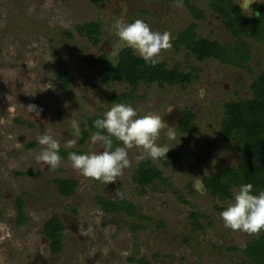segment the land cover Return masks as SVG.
<instances>
[{
	"label": "rangeland",
	"instance_id": "1",
	"mask_svg": "<svg viewBox=\"0 0 264 264\" xmlns=\"http://www.w3.org/2000/svg\"><path fill=\"white\" fill-rule=\"evenodd\" d=\"M209 2L192 1L206 16L197 22L180 0H104L97 4L92 0H0V224L11 232L10 237L0 233V264H141V260L148 264H250L239 249L260 233L226 228L216 207L227 208L234 198L223 201L210 195L203 178L241 161L225 149L219 128L225 104L252 97L250 87L264 68V40L248 42L253 54L250 73L216 60L200 63L185 48L162 52L160 63L184 72L195 69L198 76L185 90L138 89L139 99L133 106L138 116L155 113L174 127V139L168 138L165 128L157 140L158 145L170 148L166 158L154 160L133 147L128 150L131 166L110 184L83 176L69 160L61 159V166L52 169L35 159L42 148L37 137L46 131L59 140L60 149L84 150L89 155L104 150L91 137L82 147L78 141L85 117L104 116L114 105L107 97L127 90L122 82L107 87L96 77V61L103 53L116 59L127 47L115 35L117 19L126 23L141 19L152 31L171 33V42L194 21L200 38L232 42ZM235 2L249 15L264 4V0ZM90 22L102 24L97 47L75 31L76 26ZM65 32H72L73 38L68 39ZM58 71L74 80L66 93L60 91L54 76ZM29 105H35L39 115ZM183 110L195 114V134L178 133ZM73 121L78 122L79 137ZM70 139L77 140L71 148L66 147ZM141 155L145 158L139 159ZM143 160L162 169L168 180L167 184L156 181L144 194L132 180ZM60 178L77 182L75 196L59 195L54 181ZM100 196L125 199L138 208L139 215L151 220L105 214L96 205L95 198ZM18 198L23 199L27 217L22 226L17 225ZM196 211L209 217L201 220L204 230L192 225L190 215ZM55 215L64 226L59 255L51 251L43 232ZM131 223L137 225L136 231L131 230ZM81 226L87 235L81 234ZM125 251L130 255L123 256Z\"/></svg>",
	"mask_w": 264,
	"mask_h": 264
},
{
	"label": "trees",
	"instance_id": "2",
	"mask_svg": "<svg viewBox=\"0 0 264 264\" xmlns=\"http://www.w3.org/2000/svg\"><path fill=\"white\" fill-rule=\"evenodd\" d=\"M102 1L104 0H92V3L97 4ZM180 1L194 21H205V12L195 6L192 3L193 0ZM209 7L222 20L232 42L221 43L217 40L200 38L197 33L198 23L193 21L179 33L175 41L171 42L172 48L176 51L185 48L200 63L216 60L223 65L250 73V62L253 54L248 42L264 40V4L255 8L252 15L245 13L235 0H210ZM75 31L78 36L86 38L94 47L99 46L102 35L101 22L78 25L75 27ZM64 36L68 39L73 38L72 32H65ZM96 65L98 66L96 77L103 85L109 87L122 82L127 88L126 92L119 96L107 97V101L114 104H130L132 107L139 99L136 96L138 89L142 86L146 88L157 86L161 89L181 87L185 90L198 79L195 69L184 72L178 66L169 68L166 63L158 62L152 65L145 62L141 56L136 54L134 49L129 47L122 49L116 59H112L108 54L103 53L96 61ZM54 76L62 93L68 92L73 86L74 80L68 73L58 71L55 72ZM250 90L251 98H239L236 102L225 104L224 116L219 128V136L225 149L239 155L240 163L235 167L222 169L217 174L203 178L205 190L223 201L233 199V190L239 189L241 185L247 183L253 184L252 194L254 195L264 191V68L254 79ZM102 118H104L103 115L93 118L85 117L78 146L82 147L86 144L91 135L97 131L94 127V121ZM177 131L182 135L195 134L198 131L195 114L189 110H183ZM102 134L107 135L106 130H103ZM121 145L122 142L113 137L112 150ZM70 152L85 154L84 150L60 149L59 155L61 159L68 160ZM164 165L168 166L170 163L164 162ZM132 180L139 186L143 194L146 188L154 186L156 181L168 183L163 170L149 160H143L137 166ZM54 184L59 195L65 198L75 196L78 188L77 182L71 179H56ZM1 196L0 190V198ZM95 199L96 205L105 214L122 213L130 219L151 220L147 216L139 215L138 208L125 199L114 201L102 196ZM185 203L189 204L188 202ZM17 207V225L22 226L27 221L22 198L17 199ZM216 209L222 212L227 208L216 207ZM190 218L193 227L199 230L205 229L201 220L209 219L207 215L198 211L192 212ZM136 226L135 223H131V230L136 231ZM43 232L50 241L51 251L56 255L61 254L64 226L58 216L55 215L48 220ZM239 250L244 255V261L250 264H264V230L260 232L257 238L248 242L243 250ZM139 263L148 264L145 260H141Z\"/></svg>",
	"mask_w": 264,
	"mask_h": 264
},
{
	"label": "clouds",
	"instance_id": "3",
	"mask_svg": "<svg viewBox=\"0 0 264 264\" xmlns=\"http://www.w3.org/2000/svg\"><path fill=\"white\" fill-rule=\"evenodd\" d=\"M252 2L253 0H250V4ZM113 28L121 46L134 49L145 62L152 65L159 62L162 52L172 48L171 33L152 31L150 26L141 19L126 23L120 18L115 21ZM28 108L39 115L35 105H29ZM72 127L75 129V136L79 137L78 122L73 121ZM94 127L97 131L91 135V142L102 144L104 150L90 155L70 152L68 160L72 167L83 176L106 184L114 183L117 177L123 174V170L131 166L128 150L136 147L147 153L151 159L166 158L170 148L157 144L160 133L167 128L168 138H175L174 127L168 126L160 115L149 113L138 116L137 109L125 103L114 104L104 113V118L94 121ZM103 130H106L107 135L102 134ZM113 137L122 142L123 147L112 150ZM37 141L42 146L35 156L37 163L52 169L59 168L62 164L59 140L46 131L37 137ZM76 143V139H70L66 147H74ZM144 158L143 155L139 157V159ZM253 190V184L247 183L234 192V202L220 213L226 228L249 235H258L264 230V191L254 195ZM0 233L11 236L6 224H0ZM81 234L87 235L83 226H81ZM121 254L130 255L127 251Z\"/></svg>",
	"mask_w": 264,
	"mask_h": 264
}]
</instances>
